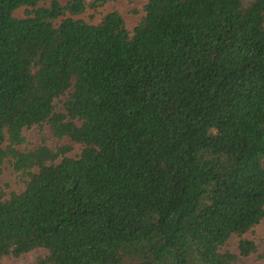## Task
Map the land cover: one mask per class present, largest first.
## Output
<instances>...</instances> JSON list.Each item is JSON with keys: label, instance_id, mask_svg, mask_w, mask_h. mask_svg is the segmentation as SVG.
Here are the masks:
<instances>
[{"label": "trees", "instance_id": "obj_1", "mask_svg": "<svg viewBox=\"0 0 264 264\" xmlns=\"http://www.w3.org/2000/svg\"><path fill=\"white\" fill-rule=\"evenodd\" d=\"M120 1L0 0V260L264 264V0Z\"/></svg>", "mask_w": 264, "mask_h": 264}, {"label": "rangeland", "instance_id": "obj_2", "mask_svg": "<svg viewBox=\"0 0 264 264\" xmlns=\"http://www.w3.org/2000/svg\"><path fill=\"white\" fill-rule=\"evenodd\" d=\"M91 2V0H89ZM143 1H134L133 3H129L125 0L120 1L116 4L106 5L105 8L101 9V12H109L112 10L119 11L126 20L127 26L129 29L133 28L141 19L143 13ZM138 11V13H134V11ZM18 16L23 15V10L17 12ZM59 109H62V106H58ZM44 132L47 136H51L49 128H44ZM28 143L32 146H35L41 142L42 134L38 128L33 129L26 133ZM49 143L51 146L55 145L54 140H50ZM74 145V144H73ZM76 147V151L72 154L75 155L79 153V146L74 145ZM5 185H9V188L5 189L7 193L15 192L20 189V184L14 175L13 170L8 166V164H4L0 166V189H3ZM247 238L254 240L256 242H260V240L264 239V224L257 228L254 232L250 233ZM237 240L231 242V249L236 251ZM264 248V247H263ZM47 252L45 250H35L29 254L23 255L20 258L8 257L0 260V264H30L35 262L39 257L45 256ZM250 261V264H256V259L253 257L252 259L247 260Z\"/></svg>", "mask_w": 264, "mask_h": 264}]
</instances>
